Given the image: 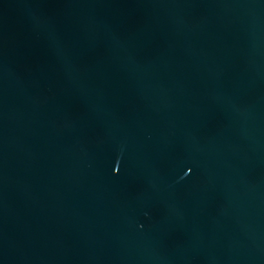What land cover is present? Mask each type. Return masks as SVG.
<instances>
[{
    "label": "water",
    "instance_id": "95a60500",
    "mask_svg": "<svg viewBox=\"0 0 264 264\" xmlns=\"http://www.w3.org/2000/svg\"><path fill=\"white\" fill-rule=\"evenodd\" d=\"M0 264H264V0H0Z\"/></svg>",
    "mask_w": 264,
    "mask_h": 264
}]
</instances>
